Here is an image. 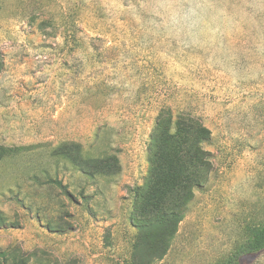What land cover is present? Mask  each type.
<instances>
[{
  "label": "rangeland",
  "instance_id": "rangeland-1",
  "mask_svg": "<svg viewBox=\"0 0 264 264\" xmlns=\"http://www.w3.org/2000/svg\"><path fill=\"white\" fill-rule=\"evenodd\" d=\"M184 121L209 131L206 179L144 258L141 228L184 201V162L149 174ZM263 222L264 0H0L8 263L221 264Z\"/></svg>",
  "mask_w": 264,
  "mask_h": 264
},
{
  "label": "trees",
  "instance_id": "trees-1",
  "mask_svg": "<svg viewBox=\"0 0 264 264\" xmlns=\"http://www.w3.org/2000/svg\"><path fill=\"white\" fill-rule=\"evenodd\" d=\"M184 123L181 127V124ZM162 136L169 138L170 144L176 146L175 154L173 157L169 155L161 154L158 151L154 152L151 160V168L149 170L150 177L154 181L157 179L169 178L171 182H175V173L171 165L172 159H175V163L181 160L184 162L182 165L184 168V201L182 203L174 204L171 215L162 214V218L154 220L141 228L140 242L136 246V252H142L144 258H149L150 245H153L155 250V259H160L163 256L164 248L166 244L160 243L159 237L164 235L167 231H175L176 226L180 223L182 217L178 214L181 206L184 204V211L186 205L192 198L194 187H197L203 182L206 177L204 171L208 168V163L205 158L208 156L202 149V144L208 142L209 131L204 129L200 125H194L190 121L177 122L176 129L170 135L166 132L162 133ZM156 149V147H154ZM152 186H149L142 195L141 202H144V207L150 206L153 210L162 207V203L155 200ZM155 187V185H154ZM153 234V235H152ZM264 251V222L260 225L253 227L244 242L239 248L230 255L221 264H241V259L244 257L252 256ZM9 253L4 252L0 254L1 264L8 263ZM141 257V258H142Z\"/></svg>",
  "mask_w": 264,
  "mask_h": 264
}]
</instances>
